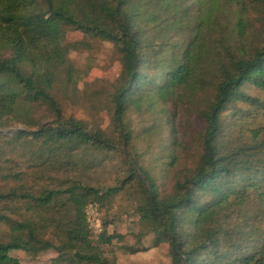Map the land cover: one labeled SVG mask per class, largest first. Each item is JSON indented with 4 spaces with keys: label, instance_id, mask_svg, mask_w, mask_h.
I'll return each mask as SVG.
<instances>
[{
    "label": "trees",
    "instance_id": "16d2710c",
    "mask_svg": "<svg viewBox=\"0 0 264 264\" xmlns=\"http://www.w3.org/2000/svg\"><path fill=\"white\" fill-rule=\"evenodd\" d=\"M69 31L84 39L66 41ZM98 40L120 62L109 133L63 116L53 94L60 79L65 94L80 78L69 51ZM37 104L51 121L31 122ZM156 105L157 123L170 125L162 153L189 127L188 113L203 123L197 162L164 193L127 151L126 113ZM14 117L34 127L7 137L25 145L29 164L0 171V264H21L10 250H53L52 264H115L103 246L122 235L107 232L108 219L92 238L86 206H106L133 183L138 219L155 245L167 243L169 264H264V0H0V126ZM119 148L127 172L115 185L67 174Z\"/></svg>",
    "mask_w": 264,
    "mask_h": 264
},
{
    "label": "rangeland",
    "instance_id": "374dc122",
    "mask_svg": "<svg viewBox=\"0 0 264 264\" xmlns=\"http://www.w3.org/2000/svg\"><path fill=\"white\" fill-rule=\"evenodd\" d=\"M254 13L252 16L255 15ZM83 39L82 34L76 31H69L65 36L66 41ZM68 57L79 69L80 78L75 87L68 88L65 94L62 89V79L54 87L53 94L63 116H74L87 124H94L108 133L111 132V94L120 71L118 52L112 43L98 40L91 41L89 49L69 51ZM159 109L158 105L153 111L145 107L131 108L126 113V121L132 134L127 151L131 156L135 152L139 154L140 165L155 176L160 192L164 193L171 190L173 177L179 168L192 167L197 162L201 151L198 135L203 123L195 113H188L189 127L185 132L179 128L177 141L162 153L158 144L164 143L170 125L157 123ZM52 119L53 115L45 105L37 104L33 107L31 122ZM33 127L15 117L6 119L0 126V171L9 168L16 171L29 164V161L26 163L28 151L25 145L23 146L19 141L12 143L8 138L16 129ZM122 150L119 148L115 152L102 154L98 158L100 161L98 160L93 167H80L70 170L67 174L77 176L83 183L94 187L115 185L127 172L125 154ZM171 155L177 157L174 168L166 164L170 161ZM58 176L63 177V174L60 173ZM138 195L137 186L133 183L125 186L117 194L109 196L106 206L99 207L96 203H89L86 206V220L92 238L95 239L101 231L103 222L110 219L111 222L106 226L107 232H117L122 235L121 241L114 240L111 245L103 246L105 252L115 257V264H169L167 243L161 242L155 245L152 233L148 232L146 224L138 219L135 211ZM7 231L6 224L0 222V235L6 234ZM124 246L141 249L130 252ZM9 253L19 259L21 264H52V258L56 255L53 250L34 256L25 254L21 250H10Z\"/></svg>",
    "mask_w": 264,
    "mask_h": 264
},
{
    "label": "built area",
    "instance_id": "2783aa9c",
    "mask_svg": "<svg viewBox=\"0 0 264 264\" xmlns=\"http://www.w3.org/2000/svg\"><path fill=\"white\" fill-rule=\"evenodd\" d=\"M93 208H95V207H93Z\"/></svg>",
    "mask_w": 264,
    "mask_h": 264
}]
</instances>
